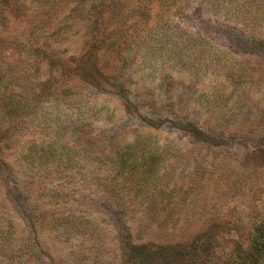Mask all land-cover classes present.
<instances>
[{"label":"rangeland","instance_id":"1","mask_svg":"<svg viewBox=\"0 0 264 264\" xmlns=\"http://www.w3.org/2000/svg\"><path fill=\"white\" fill-rule=\"evenodd\" d=\"M98 3L0 0V159L26 201L0 168V264H198L212 234L228 255L264 217V0H152L117 47Z\"/></svg>","mask_w":264,"mask_h":264},{"label":"trees","instance_id":"2","mask_svg":"<svg viewBox=\"0 0 264 264\" xmlns=\"http://www.w3.org/2000/svg\"><path fill=\"white\" fill-rule=\"evenodd\" d=\"M94 3H97L98 1L101 2H108L106 3V12H111L115 14L116 16H121L123 18V22L121 25H117L116 30H111L110 35H115L117 38L114 40H111L110 45L111 47L116 45L115 47L119 46L121 43L123 37H125L130 30H134L136 28L137 23L134 22L132 24H127L128 20L133 19V16H144L148 11H150V6L149 3L152 0H91ZM165 4V9H167L170 4L173 3L174 0H160ZM97 6H99V4ZM123 15V16H122ZM124 18L128 19L124 21ZM133 22V20L131 21ZM97 37H101L97 35ZM110 37V36H109ZM93 38H95V35H93ZM122 38V39H121ZM237 40H240L239 37H237ZM99 43H103L100 40ZM245 47V46H244ZM256 47V48H255ZM254 49L258 50L259 46H255ZM264 49V48H262ZM259 51V50H258ZM264 51V50H262ZM86 69V68H85ZM14 76L12 75L11 78ZM86 79V78H85ZM13 80V79H12ZM32 84V83H30ZM44 86V84H42ZM4 89V84L2 80L0 79V108H4L5 102L8 100V96H6L5 92H3ZM57 93H64V90H57ZM56 91L45 93L44 95L47 96V99L53 97V98H58L61 95H58ZM65 97V96H62ZM13 103V99H11ZM10 104V103H8ZM26 103L23 104L22 107L26 109ZM25 105V106H24ZM22 117V116H21ZM20 117V118H21ZM131 160H128L122 163V170L120 171L119 175L117 177L118 181L120 178L122 179L123 182L128 183V179L132 178L135 176L137 173L136 165L133 164ZM7 168L8 169V195L10 201H12L15 204H19V206H26V201L22 197V192L19 186L17 185L14 176H13V171L12 168L9 165V162H6L3 159H0V168ZM145 175L149 178L151 177V171L149 170H144ZM122 183V182H121ZM213 235V234H212ZM211 238L209 237L206 241L200 243L201 245V250L204 252V255H199L197 257L198 264H264V217L258 221H256L255 225H253L252 229L249 232V235L245 242L243 240L237 239V240H226L225 237L218 238L220 245L223 244H228L232 243L233 245V250L230 252L228 255L224 257H219L216 258V260H212L209 258V256H205V248H209L212 246L213 240L212 238H216L215 236H212ZM199 249V247H197Z\"/></svg>","mask_w":264,"mask_h":264}]
</instances>
